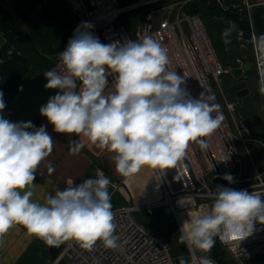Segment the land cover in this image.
<instances>
[{
    "label": "clouds",
    "instance_id": "9594fccd",
    "mask_svg": "<svg viewBox=\"0 0 264 264\" xmlns=\"http://www.w3.org/2000/svg\"><path fill=\"white\" fill-rule=\"evenodd\" d=\"M82 22L59 53V63L44 72L46 89H59L41 106L40 114L56 133L82 137L70 141L69 151L78 154L84 139L114 153L115 170L131 177L145 167L165 174L186 157L191 142L205 147L224 119L214 97L201 92L192 98L185 77L169 69L168 50L153 36L123 43L103 44ZM236 25L222 33L231 43ZM259 88L264 95V34L253 37ZM227 50V49H226ZM12 49L8 55H12ZM114 84L109 89V77ZM5 108L0 91V113ZM215 113V115H213ZM54 140L45 126L11 122L0 114V243L17 225L50 247L74 241L91 250L97 241L107 248L118 246L116 224L109 194L110 179L101 169L82 183L72 180L63 190L41 204L32 199L39 165L52 153ZM223 161V160H222ZM48 172L54 171L48 164ZM229 183L233 176L222 177ZM210 209L193 212L195 201L180 228L179 242L209 253L218 237L241 242L251 236L254 222L264 224V193L217 186ZM199 264H213L207 256Z\"/></svg>",
    "mask_w": 264,
    "mask_h": 264
},
{
    "label": "built area",
    "instance_id": "2783aa9c",
    "mask_svg": "<svg viewBox=\"0 0 264 264\" xmlns=\"http://www.w3.org/2000/svg\"><path fill=\"white\" fill-rule=\"evenodd\" d=\"M62 1L68 16L89 22L93 26L90 31L103 44L123 43L126 39L138 41L146 35L159 40L168 50L169 69L185 77L183 86L192 98H198L201 92L213 96V102L220 105L219 111L224 119L209 137L202 138L205 147L191 142L186 157L176 168L166 170L164 175L154 170L164 194L161 202L112 209L116 224L114 234L118 237L116 248H107L97 241L91 250H86L76 242L68 241L49 264H199V258L207 255H198L186 243L187 261H174L166 238L142 224L137 215L145 213L151 217L155 211L165 208L180 230L181 215L190 210L179 203L183 198L185 203L195 201L191 210L203 214L210 209L211 194L217 186L264 193V167L259 169L251 157L250 174L246 175L236 145L239 142L249 151L248 144L254 143L259 147L264 162V141L249 139L247 127L236 119L234 103L223 83L227 69L215 53L201 18L186 10L191 0H136L127 6H121L118 0ZM244 1L249 10L252 7L250 0ZM256 1L264 6V0ZM136 11H141L143 21L134 32H129L124 22L120 27L115 25L123 15ZM251 33L252 41L257 36L253 31ZM253 52L259 83L254 47ZM58 63L59 60L56 66ZM113 84L114 76L109 77V87ZM262 99L264 106V95ZM226 173L233 176L232 183L222 178ZM261 199L264 200V195ZM216 242L221 250L219 257L207 256L213 264H230V260L231 264H247V259L264 258V224L254 222L253 234L241 242H224L218 237ZM221 253H225L230 260H224ZM259 263L264 261L255 264Z\"/></svg>",
    "mask_w": 264,
    "mask_h": 264
},
{
    "label": "crops",
    "instance_id": "0c3cea01",
    "mask_svg": "<svg viewBox=\"0 0 264 264\" xmlns=\"http://www.w3.org/2000/svg\"><path fill=\"white\" fill-rule=\"evenodd\" d=\"M118 1L121 6L136 2ZM190 4L199 5L206 12L202 22L215 53L227 69L223 83L233 94L231 101L239 122L250 127L256 140L264 141V106L258 91L251 41L252 31L257 37L264 34V6L250 0L252 7L245 8V19L241 13L246 6L244 0H191ZM220 7L227 16L221 12L211 13ZM81 23L68 16L62 0H0V91L5 102L0 114L11 122L31 121L35 128L45 126L54 140L52 153L39 165L36 173L32 199L43 204L49 195L63 190L69 180L82 183L87 178H95L96 170L101 169L111 182L112 209L161 202L164 194L154 169L145 167L131 177H123L115 170L114 153L98 148L86 139L85 147L78 154H72L70 141L83 138L54 132L53 125L40 114L41 106L59 92V89L44 87L47 83L44 72L55 68L59 53L65 50ZM230 23L236 25V30L231 34V43L225 45L222 33ZM9 49L13 50L11 56ZM243 89H248L250 94L237 97ZM48 164L54 168L51 173ZM64 244L58 248L50 247L17 225L0 243V264H49L63 250Z\"/></svg>",
    "mask_w": 264,
    "mask_h": 264
},
{
    "label": "rangeland",
    "instance_id": "374dc122",
    "mask_svg": "<svg viewBox=\"0 0 264 264\" xmlns=\"http://www.w3.org/2000/svg\"><path fill=\"white\" fill-rule=\"evenodd\" d=\"M246 6H244L241 9V13L242 16H246L245 19H247V13H246ZM188 12L190 13H194L197 16H199L201 18V20H203V16H205L204 10L201 9V7L199 5H190L187 9ZM223 13L225 16H227V12H223V10L220 8H214L213 9V14H217V13ZM210 13V12H209ZM230 14L231 11H230ZM235 20L236 18L233 17ZM122 20L124 22V25L126 26V28L128 29L129 32H132L136 29V27L138 25L141 24V22L143 21V18L140 17V11H136V12H131V13H127L125 15L122 16ZM224 88L226 90V87L224 85ZM230 100H233V94L231 93V91L226 90ZM218 94V91H217ZM233 103V101H232ZM236 119L238 120V122L240 121L236 114H235ZM241 122V121H240ZM242 124V123H241ZM243 125V124H242ZM247 132H249V135L247 136L249 139H255V137H253V133L250 129V127H247ZM237 149L239 152V155L241 156L242 160H243V165H244V169H245V173L246 175H249V164H250V160L251 157L253 159V161L255 162L256 166L259 169H262L264 167V162L261 156V151L259 150V147L256 146L254 143H249L248 144V150L247 151L244 146L237 142ZM204 156V154H202V157ZM138 220L148 226V228L150 230H157L164 238H166V240L170 243L171 245V256L174 259V261H177L181 258H187L188 253L185 250V244L184 243H180L179 242V236L181 234L178 226L176 225V221L173 219V217L171 216V214L167 211V209L165 208H161L157 211L154 212L153 216H147L145 213H139L137 215ZM189 219L188 215L186 213H183L181 215V220H182V224L184 221H187ZM196 253L198 255H207L210 257H214V258H218L219 257V253H220V248L217 244V242L215 243L214 247L211 249V252L209 253H205V252H201L199 250H195ZM221 257L224 260H230V258L225 254V253H221ZM66 264V263H64ZM230 264H231V260H230ZM259 264H264V263H259Z\"/></svg>",
    "mask_w": 264,
    "mask_h": 264
},
{
    "label": "water",
    "instance_id": "95a60500",
    "mask_svg": "<svg viewBox=\"0 0 264 264\" xmlns=\"http://www.w3.org/2000/svg\"><path fill=\"white\" fill-rule=\"evenodd\" d=\"M117 27H120L123 25V21L122 19H119L116 24H115ZM250 94V91L248 89H243V90H240L237 94V97L239 98H244L246 96H248ZM187 261V258H182L180 260H177L176 262L177 263H183V262H186ZM261 261H264V258H252V259H247L246 260V263L247 264H255V263H258V262H261Z\"/></svg>",
    "mask_w": 264,
    "mask_h": 264
},
{
    "label": "trees",
    "instance_id": "16d2710c",
    "mask_svg": "<svg viewBox=\"0 0 264 264\" xmlns=\"http://www.w3.org/2000/svg\"><path fill=\"white\" fill-rule=\"evenodd\" d=\"M156 233L160 234L157 230H155ZM161 235V234H160Z\"/></svg>",
    "mask_w": 264,
    "mask_h": 264
},
{
    "label": "bare ground",
    "instance_id": "6f19581e",
    "mask_svg": "<svg viewBox=\"0 0 264 264\" xmlns=\"http://www.w3.org/2000/svg\"><path fill=\"white\" fill-rule=\"evenodd\" d=\"M193 212H195L194 210H193ZM186 214L188 213V212H185ZM196 213H198V212H196ZM182 223V222H181Z\"/></svg>",
    "mask_w": 264,
    "mask_h": 264
}]
</instances>
